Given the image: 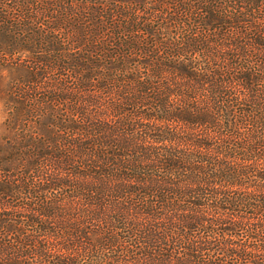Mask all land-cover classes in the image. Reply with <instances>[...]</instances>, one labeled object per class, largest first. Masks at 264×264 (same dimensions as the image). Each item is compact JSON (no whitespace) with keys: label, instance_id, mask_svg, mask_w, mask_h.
Here are the masks:
<instances>
[{"label":"trees","instance_id":"trees-1","mask_svg":"<svg viewBox=\"0 0 264 264\" xmlns=\"http://www.w3.org/2000/svg\"><path fill=\"white\" fill-rule=\"evenodd\" d=\"M0 264H264V0H0Z\"/></svg>","mask_w":264,"mask_h":264},{"label":"rangeland","instance_id":"rangeland-1","mask_svg":"<svg viewBox=\"0 0 264 264\" xmlns=\"http://www.w3.org/2000/svg\"><path fill=\"white\" fill-rule=\"evenodd\" d=\"M14 74V70L11 69H4L0 66V91L3 90V88L6 87L7 85V80L9 79L10 76ZM3 114V106L0 103V120L1 116Z\"/></svg>","mask_w":264,"mask_h":264}]
</instances>
